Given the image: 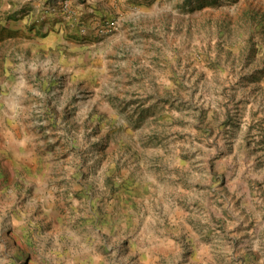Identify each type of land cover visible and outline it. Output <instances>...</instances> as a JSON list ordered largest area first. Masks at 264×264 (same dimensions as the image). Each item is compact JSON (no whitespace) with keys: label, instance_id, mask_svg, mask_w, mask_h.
<instances>
[{"label":"rangeland","instance_id":"rangeland-1","mask_svg":"<svg viewBox=\"0 0 264 264\" xmlns=\"http://www.w3.org/2000/svg\"><path fill=\"white\" fill-rule=\"evenodd\" d=\"M0 264H264V0H0Z\"/></svg>","mask_w":264,"mask_h":264}]
</instances>
